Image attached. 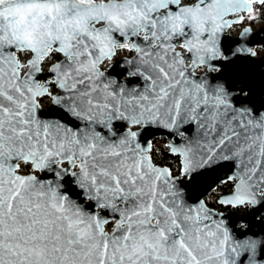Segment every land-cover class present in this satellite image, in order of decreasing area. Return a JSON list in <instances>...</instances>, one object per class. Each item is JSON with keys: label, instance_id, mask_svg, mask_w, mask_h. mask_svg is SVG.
<instances>
[{"label": "snow or ice", "instance_id": "6c2138e0", "mask_svg": "<svg viewBox=\"0 0 264 264\" xmlns=\"http://www.w3.org/2000/svg\"><path fill=\"white\" fill-rule=\"evenodd\" d=\"M257 206L264 0H0V264H256Z\"/></svg>", "mask_w": 264, "mask_h": 264}, {"label": "flooded vegetation", "instance_id": "af4514ba", "mask_svg": "<svg viewBox=\"0 0 264 264\" xmlns=\"http://www.w3.org/2000/svg\"><path fill=\"white\" fill-rule=\"evenodd\" d=\"M158 140L164 139L163 137H157ZM251 211V208L241 210L234 215L231 216L230 224L233 225V234L237 240H244V239H254L260 241L263 237V232L261 231V224L257 221L260 218H263L260 213L255 216L256 223L250 224L244 216H246ZM228 213H226L227 215ZM250 220V219H249ZM253 220V219H252ZM252 227L251 230L247 231L249 227Z\"/></svg>", "mask_w": 264, "mask_h": 264}, {"label": "water", "instance_id": "95a60500", "mask_svg": "<svg viewBox=\"0 0 264 264\" xmlns=\"http://www.w3.org/2000/svg\"><path fill=\"white\" fill-rule=\"evenodd\" d=\"M258 213H260L261 216L263 217L260 218L257 222L261 224L262 226L261 231L263 232V237L260 239V241H264V207L257 206L256 208H251V211L246 216H244V218H246V220H248L250 224L252 223L255 224L256 220L254 218ZM251 229L252 227L250 226L247 231ZM251 255H252L251 253H247V252L242 253L238 258L237 264H249V257ZM254 259L256 261V264H264V244L258 245Z\"/></svg>", "mask_w": 264, "mask_h": 264}]
</instances>
